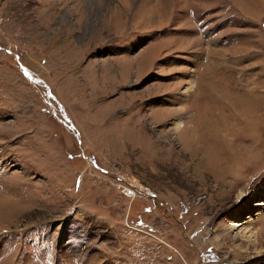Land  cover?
<instances>
[{
	"label": "rangeland",
	"instance_id": "374dc122",
	"mask_svg": "<svg viewBox=\"0 0 264 264\" xmlns=\"http://www.w3.org/2000/svg\"><path fill=\"white\" fill-rule=\"evenodd\" d=\"M171 1L0 0V264H264V0Z\"/></svg>",
	"mask_w": 264,
	"mask_h": 264
},
{
	"label": "bare ground",
	"instance_id": "6f19581e",
	"mask_svg": "<svg viewBox=\"0 0 264 264\" xmlns=\"http://www.w3.org/2000/svg\"><path fill=\"white\" fill-rule=\"evenodd\" d=\"M171 1V0H170ZM172 4V1L169 2V0H166V5L165 7H169V5ZM187 84V83H186ZM193 83L192 82H189L188 83V86L184 88L183 90V94H187L189 92V90L192 91V88H193ZM177 109H180V108H177ZM183 110V109H182ZM186 111V110H185ZM181 116V115H180ZM174 123V130L175 131H180V130H183V128L186 126L185 125V122H184V119L182 118H179V116H177V118L174 119L173 121ZM217 127V126H216ZM193 128V126H192ZM181 132V131H180ZM238 195V194H237ZM243 195V192H240V195L239 196H242ZM238 196V197H239ZM259 203L258 206H263L264 203H263V200H260L258 201ZM232 225L234 226H238L236 223L232 222ZM262 230L260 229H256V228H246L245 230H241L240 231V234L242 235V237H245L246 239H249L251 241V243H254L255 244H258V241H259V236L261 237L262 236V233H260ZM261 245V244H260ZM241 248V247H240Z\"/></svg>",
	"mask_w": 264,
	"mask_h": 264
}]
</instances>
